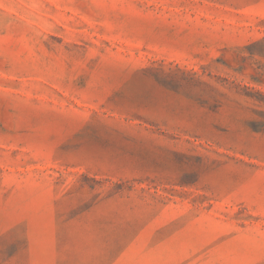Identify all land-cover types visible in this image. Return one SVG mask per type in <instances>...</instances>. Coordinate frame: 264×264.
<instances>
[{"label":"rangeland","instance_id":"374dc122","mask_svg":"<svg viewBox=\"0 0 264 264\" xmlns=\"http://www.w3.org/2000/svg\"><path fill=\"white\" fill-rule=\"evenodd\" d=\"M0 264H264V0H0Z\"/></svg>","mask_w":264,"mask_h":264}]
</instances>
